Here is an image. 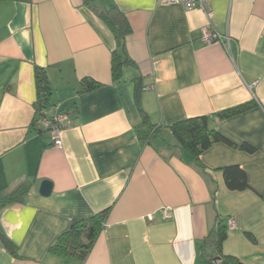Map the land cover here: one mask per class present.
Wrapping results in <instances>:
<instances>
[{
    "label": "crops",
    "instance_id": "1",
    "mask_svg": "<svg viewBox=\"0 0 264 264\" xmlns=\"http://www.w3.org/2000/svg\"><path fill=\"white\" fill-rule=\"evenodd\" d=\"M210 1L211 18L159 0H0V200L29 187L0 208V226L18 247L14 255L0 239V264H264V0ZM112 7L130 27L120 80L116 37L100 15ZM208 22L223 41L202 40ZM36 66L48 75L49 109L62 104L73 122L62 148L34 122ZM84 78L101 86L80 93ZM196 116H209L236 146L216 142L196 162L170 129ZM145 119L160 126L150 142L136 130ZM228 165L246 171L249 188L227 186ZM44 179L50 195L40 193ZM106 208L85 260L49 252L74 219ZM218 222L234 257L227 263L203 257Z\"/></svg>",
    "mask_w": 264,
    "mask_h": 264
},
{
    "label": "trees",
    "instance_id": "2",
    "mask_svg": "<svg viewBox=\"0 0 264 264\" xmlns=\"http://www.w3.org/2000/svg\"><path fill=\"white\" fill-rule=\"evenodd\" d=\"M100 15L110 27L116 37L117 46L112 53V74L115 80H120L123 68L130 62L126 51V36L130 27L122 11L117 7L100 9ZM35 75L38 89L36 102L37 112L51 106V86L47 72L44 68L36 66ZM101 84L93 79L84 78L80 82L79 92L85 93L97 89ZM251 106L250 103L239 105L218 113L221 118L234 116ZM69 112V111H68ZM160 126L145 119L136 126L137 133L141 140L150 142L151 136L158 132ZM176 143L184 150H187L196 162L200 161L201 154L216 142H225L232 146L236 144L210 127L209 116H196L181 119L170 126ZM241 148L254 152L256 148L244 143ZM227 186L232 190H244L250 187L248 175L240 165H228L222 169ZM28 186L20 184L9 195L0 200V208L15 201H22ZM110 208H106L90 217L74 219L67 231L62 233L57 241L50 247L49 252L55 255L85 260L91 252L96 240L104 229L109 215ZM227 238V226L218 222L212 230L209 239L203 247V257L219 258L223 263L234 259L223 251V244ZM0 239L4 246L14 255H18L17 245L4 233L0 226Z\"/></svg>",
    "mask_w": 264,
    "mask_h": 264
},
{
    "label": "built area",
    "instance_id": "3",
    "mask_svg": "<svg viewBox=\"0 0 264 264\" xmlns=\"http://www.w3.org/2000/svg\"><path fill=\"white\" fill-rule=\"evenodd\" d=\"M162 3L169 4H182L185 9H202L209 18L214 14V9L210 0H159ZM202 40L205 43L211 44L214 42L223 41V37L213 27L211 22H208L202 27ZM35 124L41 127L44 131L48 132L51 136L54 146L57 148L63 147L62 133L65 129L72 126V119L62 104L45 108L36 113ZM163 214L165 217H171L172 212L170 209H164ZM107 224V223H106ZM106 226V225H105ZM237 227L236 219H230L228 228L235 229Z\"/></svg>",
    "mask_w": 264,
    "mask_h": 264
},
{
    "label": "water",
    "instance_id": "4",
    "mask_svg": "<svg viewBox=\"0 0 264 264\" xmlns=\"http://www.w3.org/2000/svg\"><path fill=\"white\" fill-rule=\"evenodd\" d=\"M52 191H53V182L48 179H44L40 185V193L43 195H50Z\"/></svg>",
    "mask_w": 264,
    "mask_h": 264
}]
</instances>
